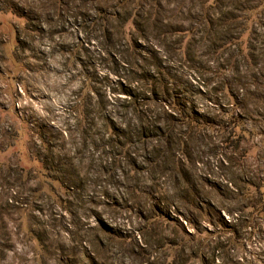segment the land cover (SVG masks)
Here are the masks:
<instances>
[{
	"label": "rangeland",
	"instance_id": "1",
	"mask_svg": "<svg viewBox=\"0 0 264 264\" xmlns=\"http://www.w3.org/2000/svg\"><path fill=\"white\" fill-rule=\"evenodd\" d=\"M119 1L0 0V264H264V0Z\"/></svg>",
	"mask_w": 264,
	"mask_h": 264
},
{
	"label": "trees",
	"instance_id": "2",
	"mask_svg": "<svg viewBox=\"0 0 264 264\" xmlns=\"http://www.w3.org/2000/svg\"><path fill=\"white\" fill-rule=\"evenodd\" d=\"M134 3H137L139 0H131ZM122 2H124V0H120L118 2V4H121ZM152 3H154V5H152L150 7L151 11L147 12L148 15L146 16V18H144L143 20H145V22H148L150 19L152 20L153 24L154 23H158L159 22V1L158 0H151ZM220 3L219 0H212V3H207V0L204 1L201 5V8L197 11V13L195 14L196 16V21L201 25V24H208L211 27H217L222 25H227L228 26H232V24H234V27H237L236 22H238L239 20L241 21H246L249 18V13L251 11H253L255 9V5L250 6L248 8H246V10L243 12H240L239 14H235L233 12H226V13H222L220 11H216L218 8V4ZM155 7V8H154ZM159 7V8H158ZM99 11V10H98ZM219 14H218V13ZM116 15V12L114 13ZM129 15V14H128ZM126 17V19H130V23L133 27V31L138 32V33H142L145 31V26L143 28V24H142V14L138 11L135 10L134 12H131V14ZM224 22H229L227 24H225ZM243 26V23H240L239 26ZM238 26V27H239ZM157 29L156 27H152ZM174 29V34H178V32L180 33L181 31H187L186 29H179V28H172ZM190 29H193V27H191ZM189 30V29H188ZM241 33L242 32H234V34H231L228 36V38H226V42L223 44V46L225 45H237V42L239 41L240 37H241ZM219 86L221 91H223L224 94H227V96H229V100L232 101V105H234L235 107L237 106V102H236V96L233 94H229L230 93V84L227 82V80H225V78H223V80L219 81ZM153 87V86H152ZM167 90L166 89H162L160 90V93H166ZM151 95H156L155 90H153L152 92H150ZM130 95V93H129ZM231 95V96H230ZM159 100V96L157 97ZM154 101H156V99H153ZM160 101V100H159ZM161 102V101H160ZM163 103H165V105L168 107L169 105L171 106V110L170 112L174 111V113L176 112V107L178 104L176 102V100H171L170 102L164 100L162 101ZM136 103L133 102V106ZM233 108L231 110V112L228 114L229 118L232 119L230 123H235L237 121L238 118V113L236 112V108ZM174 109V110H173ZM138 111V110H137ZM170 115V113H168V116ZM212 122V125L214 124L213 121H209ZM229 122H221V124H218L217 126L219 128L222 129H227L229 128V126L231 125ZM234 124V125H235ZM233 125V124H232ZM167 128V127H166ZM166 128H164V126L162 125H150V126H146L145 124H142L140 126V128L135 132L136 138H138L141 142L145 141L147 137H151L153 136V138L156 141H159L161 139V137L164 136V134L166 135L168 132H166ZM161 136V137H160ZM123 147H125V144L123 145ZM252 208V206H249ZM146 218V220H145ZM143 221H146L147 223H149L147 226H145L144 224L141 226V228H146L145 230H147L150 226H153L154 223H156L157 221H159V215L152 213L148 216H146ZM156 221V222H155ZM161 222V221H160ZM153 224V225H150ZM166 245L168 248H172V249H178L180 246L178 245V242H172V240H169L166 242ZM182 250H180L181 252ZM195 255H193V254ZM177 258V255L175 256L173 254V258H169L168 262L173 264L174 259ZM179 258V255H178ZM177 258V259H178ZM201 256L197 254V252H191L189 251V255H188V259H186V262H192L191 260L193 259L194 261L200 260Z\"/></svg>",
	"mask_w": 264,
	"mask_h": 264
}]
</instances>
